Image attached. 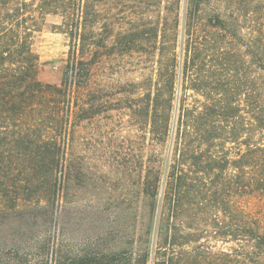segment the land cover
Instances as JSON below:
<instances>
[{"label": "trees", "instance_id": "obj_1", "mask_svg": "<svg viewBox=\"0 0 264 264\" xmlns=\"http://www.w3.org/2000/svg\"><path fill=\"white\" fill-rule=\"evenodd\" d=\"M227 2L203 25L210 0H187L183 74L192 77L202 59L223 79L178 115L174 152L154 170V232L150 224L135 250L84 252L70 264H264V0ZM91 7V0H0V264H64L52 224L70 167L76 91L111 37L94 35ZM50 16L61 18L52 27L70 40L60 84L40 79L34 49ZM160 31L159 60L172 88L178 40H167L166 26ZM115 36L117 45H131L138 34ZM233 70L242 72L237 80ZM172 99L159 94L144 107L161 142L169 137ZM219 242L232 246L216 249Z\"/></svg>", "mask_w": 264, "mask_h": 264}, {"label": "rangeland", "instance_id": "obj_2", "mask_svg": "<svg viewBox=\"0 0 264 264\" xmlns=\"http://www.w3.org/2000/svg\"><path fill=\"white\" fill-rule=\"evenodd\" d=\"M219 3L225 4L224 0H210L204 5L199 23L209 24ZM91 5L92 32L111 37L106 55L92 65L89 82L83 88L80 79L76 91L79 108L67 147L70 167L60 178L52 224L64 264L84 252L135 250L147 239L150 224L154 232L158 207L153 208L154 170L166 164L174 152L178 115L184 104L193 106L205 92L213 90L217 79H223L220 71H213L202 59L195 62L199 67H192V77L183 74L187 0H91ZM60 23V17L50 16L48 26L34 42L40 56L39 77L53 84L63 80L70 48L67 34L52 27ZM163 26L167 27V40L174 36L178 40L179 65L172 88L166 67H161L159 60L162 31L158 36L156 31ZM119 32L127 39L138 34L136 42L117 45L115 35ZM200 34L210 37L204 30ZM129 46L132 49L124 52ZM230 73L231 80L242 75L236 70ZM159 94L173 98L169 137L163 142L152 131L144 108L147 104L152 108ZM147 177L149 193H145ZM36 230L42 233L44 228L40 225ZM214 245L216 249L232 246L221 242Z\"/></svg>", "mask_w": 264, "mask_h": 264}]
</instances>
